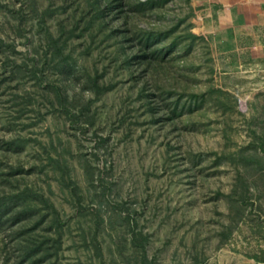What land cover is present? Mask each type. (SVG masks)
<instances>
[{
    "label": "rangeland",
    "instance_id": "374dc122",
    "mask_svg": "<svg viewBox=\"0 0 264 264\" xmlns=\"http://www.w3.org/2000/svg\"><path fill=\"white\" fill-rule=\"evenodd\" d=\"M0 264H264V0H0Z\"/></svg>",
    "mask_w": 264,
    "mask_h": 264
}]
</instances>
